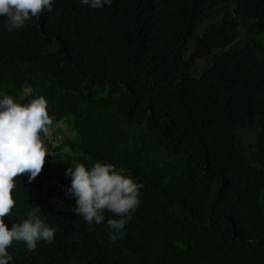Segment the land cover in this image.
<instances>
[{
	"label": "trees",
	"instance_id": "16d2710c",
	"mask_svg": "<svg viewBox=\"0 0 264 264\" xmlns=\"http://www.w3.org/2000/svg\"><path fill=\"white\" fill-rule=\"evenodd\" d=\"M0 17V99L44 96L40 174L15 177L4 221L36 211L56 229L10 264H264V0H55L9 30ZM123 168L140 205L111 241L67 195L69 167Z\"/></svg>",
	"mask_w": 264,
	"mask_h": 264
},
{
	"label": "clouds",
	"instance_id": "9594fccd",
	"mask_svg": "<svg viewBox=\"0 0 264 264\" xmlns=\"http://www.w3.org/2000/svg\"><path fill=\"white\" fill-rule=\"evenodd\" d=\"M54 3L55 0H0V17L8 18L12 30L33 17L38 18L45 9L51 10ZM80 3L101 9L111 6L113 0H80ZM47 105L44 96L28 104L18 103L11 96L0 99V264H10L13 260L8 251L13 241L24 242L32 252L39 241L52 243L55 238L56 229L37 215L41 211L38 206L27 219L14 223L10 229L4 221L16 204L14 178L28 173L31 182L40 174L46 155H54L45 146L53 125ZM65 174L71 177L66 194L75 198L73 211L89 226L103 223L105 211L115 214L120 218L107 220L113 233L110 240L123 238L126 234L123 230L141 203L139 194L143 185L111 163L96 162L91 168L76 164Z\"/></svg>",
	"mask_w": 264,
	"mask_h": 264
},
{
	"label": "rangeland",
	"instance_id": "374dc122",
	"mask_svg": "<svg viewBox=\"0 0 264 264\" xmlns=\"http://www.w3.org/2000/svg\"><path fill=\"white\" fill-rule=\"evenodd\" d=\"M62 127H64V131H62L61 134H58V126H55L53 129V132L54 134H57V139H58V142L57 144H62L64 138L67 136V137H72L74 135V133L70 130V128L64 124V125H61Z\"/></svg>",
	"mask_w": 264,
	"mask_h": 264
}]
</instances>
